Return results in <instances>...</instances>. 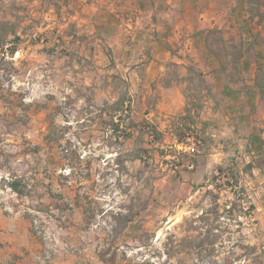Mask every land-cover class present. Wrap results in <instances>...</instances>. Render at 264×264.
<instances>
[{
	"label": "rangeland",
	"instance_id": "obj_1",
	"mask_svg": "<svg viewBox=\"0 0 264 264\" xmlns=\"http://www.w3.org/2000/svg\"><path fill=\"white\" fill-rule=\"evenodd\" d=\"M0 41V264H264V0H0Z\"/></svg>",
	"mask_w": 264,
	"mask_h": 264
},
{
	"label": "trees",
	"instance_id": "obj_2",
	"mask_svg": "<svg viewBox=\"0 0 264 264\" xmlns=\"http://www.w3.org/2000/svg\"><path fill=\"white\" fill-rule=\"evenodd\" d=\"M3 46V43L0 41V48H2ZM15 53V49H11L10 50V54H14ZM192 70V69H191ZM209 92V89L208 91ZM127 102L124 100V98H120L119 100H117L112 106H111V109H113L115 112H126L127 110L124 109V107L126 106ZM198 109L201 108L200 105H198L197 107ZM200 117V114L198 113L197 110H194L192 108V106L188 105L186 110H185V113L183 116L180 117V120L181 121H185L186 119L188 120H191L193 122L194 118H199ZM114 116L111 117V124L112 126H114V129H113V132H116V131H120V124L119 123H116V121H114ZM130 120V119H129ZM130 124H135L133 123V121L130 120ZM186 125H180V127H177L176 129V133H175V136L177 137L178 141L179 142H182L181 140H183V135L185 134L184 130L186 129H189L188 127H186ZM153 128V133L157 136L158 135V139L162 137L161 133L155 128V127H152ZM128 129V128H127ZM125 138H130L133 136V133H130L127 131V133L124 135ZM143 150V149H142ZM133 153V152H132ZM132 155V158L135 159V160H142L143 161V157L141 155V153H133L131 154ZM13 190H15L16 192H20L19 191V187H18V184H15L12 186Z\"/></svg>",
	"mask_w": 264,
	"mask_h": 264
}]
</instances>
